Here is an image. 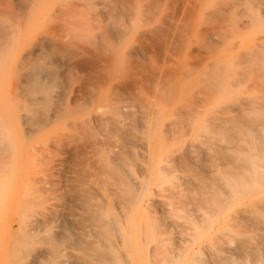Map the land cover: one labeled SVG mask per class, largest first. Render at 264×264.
<instances>
[{
    "label": "rangeland",
    "instance_id": "374dc122",
    "mask_svg": "<svg viewBox=\"0 0 264 264\" xmlns=\"http://www.w3.org/2000/svg\"><path fill=\"white\" fill-rule=\"evenodd\" d=\"M263 99L264 0H0V264L264 262Z\"/></svg>",
    "mask_w": 264,
    "mask_h": 264
},
{
    "label": "bare ground",
    "instance_id": "6f19581e",
    "mask_svg": "<svg viewBox=\"0 0 264 264\" xmlns=\"http://www.w3.org/2000/svg\"><path fill=\"white\" fill-rule=\"evenodd\" d=\"M111 30H112V28H111ZM112 31H114V30H112ZM115 32V31H114ZM108 37V36H107ZM119 37V36H118ZM111 39V38H110ZM30 70H32L31 68H30ZM32 72V71H31ZM30 72V73H31ZM45 72V71H44ZM31 75V74H30ZM34 75V74H33ZM38 75V74H37ZM36 77V76H35ZM34 78V77H33ZM35 79V78H34ZM36 81V80H35ZM42 82V81H41ZM37 83V82H36ZM30 84V83H29ZM37 85H38V83H37ZM45 88V87H44ZM248 88V87H247ZM36 89V88H35ZM29 90H31V89H28L27 91H29ZM37 90V89H36ZM243 91V90H242ZM51 95V94H50ZM257 97H260L259 95L257 96ZM256 98V97H255ZM43 99H44V97H43ZM245 99V98H244ZM257 100V99H256ZM264 100V99H263ZM47 101V100H46ZM245 101V100H244ZM251 102V101H250ZM253 102V101H252ZM31 103H34V102H32L31 101ZM254 103V102H253ZM256 104V103H255ZM258 104V103H257ZM263 104V103H262ZM2 102L0 101V119H2V122H0V129H3V130H0V131H5V133L7 132V134H6V138H5V142H1L2 140L0 139V157H1V155L3 154V153H5V152H8V153H10V154H8L7 155V157L8 156H10L11 155V152H12V150H13V138H14V135H13V131H14V118H13V113H12V111H11V108L9 107V106H7L6 108H5V111L2 109ZM36 108H34V109H32V110H35ZM252 110V109H251ZM250 110V111H251ZM249 111V110H248ZM254 111V110H253ZM252 111V112H253ZM256 112V111H255ZM254 112V115L256 114ZM36 113V112H35ZM251 114V113H250ZM252 116V115H251ZM254 117V116H253ZM226 118V117H225ZM247 119V118H246ZM250 119V118H249ZM253 119H255V118H253ZM253 119H251V120H253ZM258 119H259V117H258ZM233 120V119H232ZM1 121V120H0ZM96 121H98V120H96ZM100 122V124H103V125H105V123L106 122H103L102 120H100L99 121ZM254 122V121H253ZM257 122V121H256ZM229 123H230V121H229ZM107 124V123H106ZM116 124V123H115ZM237 125V124H236ZM2 126V127H1ZM102 127H104V126H102ZM127 128V127H126ZM231 128V127H230ZM239 128V127H238ZM128 129V128H127ZM131 129V128H130ZM238 130V129H237ZM231 131V130H230ZM229 131V132H230ZM123 132H125V130L123 131ZM260 133V132H259ZM230 134V133H229ZM5 135V134H4ZM3 135V136H4ZM235 135V134H234ZM260 135H261V133H260ZM237 136V135H236ZM264 138V137H263ZM229 139H230V137H229ZM236 139V138H235ZM123 141V140H122ZM228 141V140H227ZM8 147H9V149H8ZM234 147V146H233ZM260 148V147H259ZM8 149V150H7ZM78 149V148H77ZM81 149V148H80ZM256 149H257V147H256ZM257 150H259V152H260V149H257ZM78 151V150H77ZM79 151H81V150H79ZM79 151H78V153H79ZM82 152H84L83 151V149H82ZM123 152V151H122ZM126 153V152H125ZM83 155H84V153H82ZM4 155H6V154H4ZM119 155V154H118ZM127 155V154H126ZM225 155V154H224ZM85 156V155H84ZM81 157V156H80ZM225 158H226V156H225ZM116 159V158H115ZM123 159V158H122ZM0 160H1V158H0ZM3 160H5V158L3 157ZM2 160V161H3ZM79 160V159H78ZM111 160V159H110ZM118 161H120L121 160V158L120 159H117ZM2 161H1V164H3L2 163ZM112 161V160H111ZM5 162H6V160H5ZM9 162V160H7V163ZM114 161H112V163H113ZM123 163H125V161H124V159H123V161H122ZM6 163V164H7ZM111 163V162H110ZM122 163V164H123ZM135 163V162H134ZM200 163V162H199ZM10 164V163H9ZM75 164V163H74ZM102 164V163H101ZM204 164V163H203ZM206 164V163H205ZM237 164V163H236ZM113 165V164H112ZM115 165V164H114ZM242 165V164H241ZM0 166H2V165H0ZM123 166H126V164L125 165H123ZM135 166H136V163H135ZM140 166V165H139ZM243 166V165H242ZM113 167V166H112ZM140 168H141V166H140ZM143 169V168H142ZM142 169H140L141 171H142ZM1 170H2V168H1ZM115 170H116V168H115ZM118 170V172L120 171V169H117ZM5 171V170H4ZM101 170H99L98 171V174H99V172H100ZM121 172V171H120ZM8 173V172H7ZM78 173H80V172H78ZM122 173V172H121ZM141 173H143V172H141ZM75 174V173H74ZM77 174V173H76ZM108 174H110V173H108ZM4 175V174H3ZM6 175V174H5ZM4 175V176H5ZM114 177H115V175L114 174H112ZM112 175H111V177H112ZM73 177H75V176H73ZM79 177V176H78ZM4 177H2V179H3ZM87 178V177H86ZM128 178V177H127ZM70 179V178H69ZM74 179V178H73ZM82 180H83V178H81ZM129 179V178H128ZM72 180V179H71ZM86 180V179H85ZM84 180V181H85ZM97 180V179H96ZM113 181H114V179H112ZM116 180V179H115ZM118 180V179H117ZM116 180V181H117ZM129 180H131V179H129ZM4 181H5V178H4ZM4 181H2V182H4ZM73 181V180H72ZM80 180H78V182H79ZM87 181V180H86ZM119 181V180H118ZM117 181V182H118ZM123 180H121V181H119V183L120 182H122ZM1 182V180H0V184L2 183ZM76 182H77V180H76ZM97 182V181H96ZM117 182H115V184H116V186L118 187V184H117ZM124 182V181H123ZM84 183V182H83ZM103 183V182H102ZM110 183V182H109ZM79 184V183H78ZM93 184V183H92ZM111 184V183H110ZM110 184H108V185H110ZM113 184V183H112ZM125 185V184H124ZM123 186V185H122ZM116 187V188H117ZM75 188V187H74ZM78 188H79V186H78ZM77 188V189H78ZM110 189H111V185H110V187H109ZM71 189H73V188H71ZM96 189H97V187H96ZM108 189V188H107ZM106 189V191H109V189L107 190ZM75 190H76V188H75ZM103 190V189H102ZM121 190V189H120ZM81 191V190H80ZM85 191H87V189L85 190ZM133 192V191H132ZM29 193V192H28ZM70 193V192H69ZM98 193V191L96 192V194ZM108 193V192H107ZM119 193V192H118ZM91 194V192L89 193V195ZM93 194V193H92ZM109 194H112V193H109ZM109 194H108V196H109ZM129 194V191H125V192H123V193H121V196H123V197H126L127 195ZM137 194H138V192H137ZM134 195H135V193H134ZM92 196V195H91ZM99 196V195H98ZM101 196V195H100ZM114 196V195H113ZM131 198H132V193H131ZM88 197H90V196H88ZM87 197V198H88ZM102 197H104V195L102 196ZM115 197V196H114ZM128 197V196H127ZM136 197H137V195H136ZM135 197V198H136ZM84 199H85V196H84ZM108 199H110V197L108 198ZM115 199V198H114ZM124 199H126V198H123V200ZM76 200V199H75ZM104 200V199H103ZM119 199H117L116 201H118ZM131 200H133V198L131 199ZM135 200V199H134ZM76 202V201H75ZM86 202V201H85ZM120 202V201H119ZM79 203H81V202H79ZM84 203V202H83ZM103 203V202H102ZM127 203V202H126ZM91 204V203H90ZM94 204V203H93ZM119 204V203H118ZM132 204V203H131ZM102 205H104V204H102ZM114 205L115 206H117L116 205V203H114ZM120 205V204H119ZM119 205L117 206V208L119 209ZM257 206V205H256ZM140 207V206H139ZM103 208V207H102ZM116 208V209H117ZM123 210H125V212H126V209L124 208ZM119 211L120 212H122L121 211V209H119ZM125 212H124V214H125ZM117 214H119L118 212H117ZM123 214V213H122ZM28 216H29V214H28ZM252 217H254V216H252ZM91 218V217H90ZM97 218V217H96ZM82 220H83V218H82ZM85 220V219H84ZM114 220V219H113ZM253 220V219H252ZM111 221V220H110ZM109 221V222H110ZM100 222V221H99ZM28 223V222H27ZM26 223V224H27ZM82 223V222H81ZM101 223H102V221H101ZM32 224H34V223H32ZM31 224V225H32ZM94 224V223H93ZM112 224V223H111ZM30 225V224H29ZM85 225V224H84ZM257 225V224H256ZM96 226H97V224H96ZM104 226H105V223H104ZM107 226V225H106ZM108 226H109V223H108ZM107 226V227H108ZM249 226V225H248ZM254 227V226H253ZM32 228H33V226H32ZM111 228H113L112 226H111ZM110 228V229H111ZM98 229V228H97ZM96 229V230H97ZM253 229V228H252ZM71 231V230H70ZM67 232V231H66ZM256 234V233H255ZM67 236V235H66ZM253 236V235H252ZM258 236V235H257ZM56 237V236H55ZM54 237V238H55ZM65 237V236H64ZM63 237V238H64ZM46 238V237H45ZM62 238V239H63ZM260 238V237H259ZM50 241V240H49ZM71 241V240H70ZM261 241H263L264 242V237H262L261 238ZM260 241V243L259 244H261L260 246H262L261 248H263V246H264V243L263 242H261ZM28 243V242H27ZM110 243V242H109ZM256 244V243H255ZM263 244V245H262ZM50 245V244H49ZM106 246H107V244H106ZM256 246V245H255ZM240 247V246H239ZM55 248V247H54ZM245 248V247H244ZM48 249V248H47ZM236 249V248H235ZM240 249H242L241 251H243V248H240ZM251 249V248H250ZM246 249H244V251H245ZM263 250V249H262ZM261 250V251H262ZM33 251V250H32ZM106 251V250H105ZM238 251V250H237ZM253 251V250H252ZM251 251V252H252ZM236 252V251H235ZM235 252H234V254H235ZM106 253H107V251H106ZM255 253V252H254ZM253 253V254H254ZM240 254H243L242 252L240 253ZM252 254V253H251ZM98 257H99V259H100V256H103V255H101V254H99L98 253ZM257 255V254H256ZM263 255V254H262ZM40 256V253H39V255H38V257ZM238 256V255H237ZM241 256V255H240ZM255 256V255H254ZM32 257V256H31ZM36 258H37V256H35ZM97 257V256H96ZM217 257H219V256H217ZM249 257H251V256H249ZM264 257V256H263ZM36 258H34L35 260H36ZM242 258V257H241ZM105 259H107V258H105ZM235 259V258H234ZM35 260H33V262L35 261ZM217 260V259H216ZM219 260V259H218ZM38 261V258H37V260L35 261V262H37ZM109 261V260H108ZM226 261V260H225ZM34 262V263H35ZM34 263H32V264H34ZM244 263V262H243ZM30 264V263H29ZM235 264V263H234ZM258 264H264V262L262 261V262H260V263H258Z\"/></svg>",
    "mask_w": 264,
    "mask_h": 264
}]
</instances>
